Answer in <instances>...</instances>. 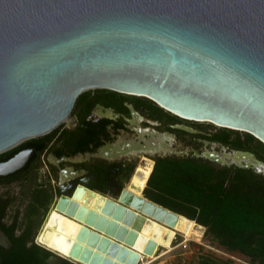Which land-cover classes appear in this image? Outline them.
Instances as JSON below:
<instances>
[{
  "label": "water",
  "instance_id": "1",
  "mask_svg": "<svg viewBox=\"0 0 264 264\" xmlns=\"http://www.w3.org/2000/svg\"><path fill=\"white\" fill-rule=\"evenodd\" d=\"M95 87L146 96L180 117L264 143V0H0V152L49 132ZM32 153L24 147L0 160V175ZM235 156L264 173L254 153ZM66 182L56 202L85 185ZM87 187L114 201L123 190ZM71 235L66 255L35 241L79 264L140 259L89 224Z\"/></svg>",
  "mask_w": 264,
  "mask_h": 264
},
{
  "label": "flooded vegetation",
  "instance_id": "2",
  "mask_svg": "<svg viewBox=\"0 0 264 264\" xmlns=\"http://www.w3.org/2000/svg\"><path fill=\"white\" fill-rule=\"evenodd\" d=\"M111 90L100 87L83 90L75 102L74 112L44 133L39 147L32 143L21 147H33L26 164L0 178L21 176L35 165L41 166V176L48 177L46 181L55 182L54 199L62 179L68 184L84 183L103 193L117 194L129 187L140 167L152 169L159 157L232 166L239 165L235 151L254 153L238 146L239 138H245L241 130L237 133L235 129L225 130L206 120L180 117L149 97ZM241 162L244 164L243 159ZM16 179L20 178L13 180ZM145 186L146 181L141 192ZM0 197L6 199L13 195L0 187ZM16 208L19 212L14 233L29 225L36 234L44 207L32 200L31 189L24 205ZM16 208L6 221L8 224L13 221ZM0 244H8L1 229Z\"/></svg>",
  "mask_w": 264,
  "mask_h": 264
},
{
  "label": "trees",
  "instance_id": "3",
  "mask_svg": "<svg viewBox=\"0 0 264 264\" xmlns=\"http://www.w3.org/2000/svg\"><path fill=\"white\" fill-rule=\"evenodd\" d=\"M115 91V90H111ZM130 95L128 93L119 92ZM83 94L77 96L75 102ZM75 103L71 110L74 112ZM223 129L233 130L227 127ZM239 133V130H235ZM238 146L253 151L264 161V143L251 133L242 131ZM42 136L24 140L0 152V159L8 158L27 144L40 145ZM27 168L19 175L0 178L9 182L28 175ZM143 196L204 227V234L227 251H237L250 264H264V173L252 167L218 165L187 158L159 157L146 180ZM52 192L43 182L31 189V198L45 207ZM147 198V199H148ZM12 197H0V229L8 244H0V264H79L61 257L35 241L30 226L14 233L18 208L13 221L3 220ZM212 255L201 254L194 264H214Z\"/></svg>",
  "mask_w": 264,
  "mask_h": 264
},
{
  "label": "bare ground",
  "instance_id": "4",
  "mask_svg": "<svg viewBox=\"0 0 264 264\" xmlns=\"http://www.w3.org/2000/svg\"><path fill=\"white\" fill-rule=\"evenodd\" d=\"M150 170L151 166L140 167L138 172L143 175H134V188L123 189L113 198L115 201L78 185L72 195H62L55 201L37 240L66 255L68 245L75 239L71 233L86 223L135 248L142 259L144 255L153 258L161 245L168 248L177 231L190 236L197 225L195 221L142 195L140 190Z\"/></svg>",
  "mask_w": 264,
  "mask_h": 264
},
{
  "label": "rangeland",
  "instance_id": "5",
  "mask_svg": "<svg viewBox=\"0 0 264 264\" xmlns=\"http://www.w3.org/2000/svg\"><path fill=\"white\" fill-rule=\"evenodd\" d=\"M71 114L72 112H70V115ZM40 168L41 166L37 167L34 165L29 168L28 175L7 183H0V187H3V192L13 195V200L7 209V215L4 218L5 221L9 219V216L12 214V211L16 208V206L24 205L26 199L30 194V189L36 187L39 182H43L47 190H50V192H52L51 198L48 200L47 205L44 207V216L38 224L36 232L37 236L46 223L49 214L53 209V203L55 201L53 196V185L55 184V182L46 181L48 177L41 176ZM135 175L141 177V174L138 171L135 173ZM130 187L134 188L132 182L128 188ZM107 194L112 196L117 195L116 193ZM37 236L35 237V239L37 238ZM183 242L186 243L185 246H183ZM201 254L214 256V264H250L248 262V258L245 255L237 251H227L216 241L208 238L204 234V227H201L199 225L195 226L193 233L188 237H185L182 232L177 231L168 248H165L162 245L159 246L153 258L144 255L142 259H139L138 264H194ZM70 260L74 261L73 259Z\"/></svg>",
  "mask_w": 264,
  "mask_h": 264
},
{
  "label": "built area",
  "instance_id": "6",
  "mask_svg": "<svg viewBox=\"0 0 264 264\" xmlns=\"http://www.w3.org/2000/svg\"><path fill=\"white\" fill-rule=\"evenodd\" d=\"M37 242H39V241H37ZM186 245V243L185 242H183V246H185Z\"/></svg>",
  "mask_w": 264,
  "mask_h": 264
}]
</instances>
